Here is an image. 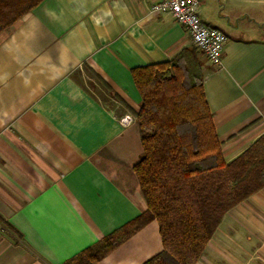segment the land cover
<instances>
[{"label":"crops","instance_id":"crops-1","mask_svg":"<svg viewBox=\"0 0 264 264\" xmlns=\"http://www.w3.org/2000/svg\"><path fill=\"white\" fill-rule=\"evenodd\" d=\"M159 1L42 0L0 32V264H63L145 211L130 69L193 48L151 12ZM198 1L226 36L219 66L197 58L230 161L264 133V0ZM160 251L151 221L96 264ZM195 264H264V187L224 214Z\"/></svg>","mask_w":264,"mask_h":264},{"label":"trees","instance_id":"trees-1","mask_svg":"<svg viewBox=\"0 0 264 264\" xmlns=\"http://www.w3.org/2000/svg\"><path fill=\"white\" fill-rule=\"evenodd\" d=\"M41 1L0 0V32ZM198 53L130 69L141 98L133 172L146 209L63 264H96L151 221L161 251L143 264H195L224 214L264 187V133L234 159L222 156Z\"/></svg>","mask_w":264,"mask_h":264},{"label":"built area","instance_id":"built-area-1","mask_svg":"<svg viewBox=\"0 0 264 264\" xmlns=\"http://www.w3.org/2000/svg\"><path fill=\"white\" fill-rule=\"evenodd\" d=\"M198 6V0H161L153 4L150 10L170 14L185 28L193 47L202 53L209 63L219 66L226 36L221 30L200 20ZM125 121L128 122L129 118Z\"/></svg>","mask_w":264,"mask_h":264},{"label":"rangeland","instance_id":"rangeland-1","mask_svg":"<svg viewBox=\"0 0 264 264\" xmlns=\"http://www.w3.org/2000/svg\"><path fill=\"white\" fill-rule=\"evenodd\" d=\"M203 59V57L201 56V60Z\"/></svg>","mask_w":264,"mask_h":264}]
</instances>
